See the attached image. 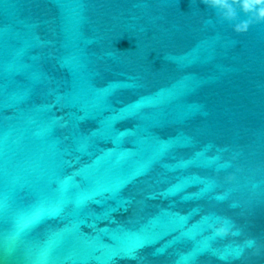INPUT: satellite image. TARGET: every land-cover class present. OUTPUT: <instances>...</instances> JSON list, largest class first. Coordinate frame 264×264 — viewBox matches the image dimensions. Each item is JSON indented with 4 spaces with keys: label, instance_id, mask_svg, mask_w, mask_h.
I'll return each instance as SVG.
<instances>
[{
    "label": "water",
    "instance_id": "95a60500",
    "mask_svg": "<svg viewBox=\"0 0 264 264\" xmlns=\"http://www.w3.org/2000/svg\"><path fill=\"white\" fill-rule=\"evenodd\" d=\"M0 264H264V23L0 0Z\"/></svg>",
    "mask_w": 264,
    "mask_h": 264
},
{
    "label": "clouds",
    "instance_id": "9594fccd",
    "mask_svg": "<svg viewBox=\"0 0 264 264\" xmlns=\"http://www.w3.org/2000/svg\"><path fill=\"white\" fill-rule=\"evenodd\" d=\"M201 3L214 9L219 18L229 22L236 33H245L253 24L264 23V0H201ZM241 14L244 18H241ZM210 227L217 236L225 237L233 234L234 222L222 219ZM248 243L254 246L256 241L249 239Z\"/></svg>",
    "mask_w": 264,
    "mask_h": 264
}]
</instances>
